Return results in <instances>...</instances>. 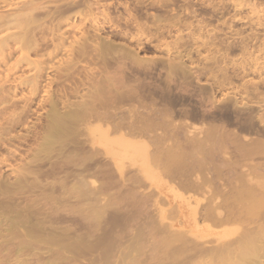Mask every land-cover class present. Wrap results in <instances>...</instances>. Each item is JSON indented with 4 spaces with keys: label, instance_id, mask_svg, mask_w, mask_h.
<instances>
[{
    "label": "rangeland",
    "instance_id": "obj_1",
    "mask_svg": "<svg viewBox=\"0 0 264 264\" xmlns=\"http://www.w3.org/2000/svg\"><path fill=\"white\" fill-rule=\"evenodd\" d=\"M22 1L0 0V19H3L0 24L4 23L10 12H15L18 6L27 0ZM41 1L44 3L36 12H39V17H43V21L33 32L35 42L33 39L26 41L24 46L15 41L14 37L8 38L13 32H18L15 26L0 25V41L6 37L8 40L4 44L0 42V264H89V261H92L88 259L89 250L99 252L104 247L99 246L101 239L98 245H90L89 241L94 240L90 239L89 234L96 231L100 234L99 231L105 232L106 228L105 234L109 229L113 231L112 235L111 231L109 232V236L113 237L115 249L110 248L109 252L111 254L115 250L117 253L114 254L113 251L109 257L104 248L107 256L104 257V251L100 254L96 252L92 264H106L108 257L112 261L111 263L108 258V264H118V257L126 252L129 255L131 250L128 264H171L169 261L165 263V260L173 258L176 264L181 262L179 258L184 260L182 264L195 263L198 257L190 260L193 255L190 250L194 253V245H191V241L183 242L188 239L190 226L184 227L176 208L177 202L172 200L171 194L166 190L168 186L179 190L183 188V193L188 194L192 190L184 192V189H187L190 182L183 180L184 174L183 178L182 175L176 177L170 173L165 176V170L158 166L160 156L154 157L155 151L163 148V152H167L166 148H169L173 141H182L183 144L177 145V148L168 149V153L172 155L167 161L173 160V156H178L180 163L173 164L171 170L173 169V173H176L175 169L179 170L177 173L184 171L189 179L198 173V168L201 170L203 167L202 164L197 167V162L192 161L195 156H200L196 152L202 153L205 150L204 156L209 159L205 161L202 157L201 160L196 158V161H208L209 166L206 163L204 170L214 169L215 172L212 171L215 178L208 177L219 184L218 187L215 182L210 183L216 186L209 184L208 187V183L204 184L202 188L208 187V192L213 189V192L219 190L223 193L220 188L228 186H225L226 183L222 179L227 178L229 183L233 182L241 174L243 162L252 163L253 173L264 176V0H73L74 6L65 13L55 12L56 5L60 4L58 0ZM49 11L52 14H43ZM31 41L33 45L30 44ZM134 70L139 72L135 77H138L140 83L137 78L124 83V76ZM125 84L131 85L128 91H132V87L138 94L143 90L147 91L143 92L145 96L142 93L145 106H152L161 111V114L158 112L159 117L155 118V122H163L164 127L156 125V132L160 131L158 128H162L163 131L158 133L164 134L159 140L156 134H150L156 132L148 119L144 120L141 114V111H147L145 107L139 108L138 117L142 116L145 121L142 123L143 120L140 119L141 125L149 124L147 130H153L145 132V139L147 138V143L152 141V149L149 147V152L151 150V157L157 159V163H154L150 157L152 166L158 173L159 170L163 171L160 173L164 187L160 188L159 185L148 182L135 172V166L132 165L126 164L123 171L117 173V169L110 163L114 170L103 171V166L107 168L108 165L105 161L107 157L101 154L103 152H100L97 146L84 141L83 137H80L83 141L78 144L66 138L63 142L42 146L43 127L49 120L52 109H97L113 114L116 119L121 118L122 113L126 112L121 110H126L129 104L122 107L116 91L126 90L128 86L125 87ZM137 93L133 94L134 98L141 96ZM129 98L131 97L124 98L121 102L131 103ZM169 121L203 126L200 136L204 139H209V136L210 143L205 140L196 148L192 143L188 144V139L186 146V140L181 137L184 134L182 128V132L177 129L182 134H172L171 126L163 125ZM170 133L175 139L169 136L171 141L167 139V143H164L163 139ZM245 133L249 136L246 143L241 142L244 140L240 138L241 134ZM238 135H241L239 139ZM213 138L216 139L212 140ZM220 138L223 145H220V142L218 145L217 140ZM241 143L246 144L241 148L244 153L239 149ZM94 148L99 149L101 155L95 154ZM222 148L229 154V161L233 162L229 163V166L227 160H222ZM190 150L195 153H190ZM163 152L162 154L166 155ZM179 153L182 155L181 159ZM210 159L212 161L209 162ZM184 161L185 165L182 163ZM226 161L227 163H224ZM29 162H33L36 173L22 175V168ZM163 162L161 161V164ZM164 165H167V162ZM209 167L210 170L207 169ZM171 170L167 169L168 172ZM202 171L198 174L205 183L203 175L206 171L204 174ZM217 171L223 174H219L220 178H226L219 179L217 176V180ZM89 173L91 177L88 179ZM123 174L127 175L128 182L141 183V187L137 183L135 188L133 185L124 184L123 187L121 183L127 179ZM209 174L207 172L206 175ZM119 176L122 182L119 181ZM208 177L206 181L210 180ZM174 178L176 183H173ZM176 179H181V183L178 184ZM182 181H187L186 188L181 187L185 185ZM119 183L122 187H119ZM89 185L92 190L97 186L101 193L97 195V189L92 193ZM145 187H148L147 190ZM230 187H233L232 184ZM150 189L160 195L155 196ZM122 190L127 192L122 193ZM227 190L229 189H225ZM231 190L232 188L230 193ZM219 191H216V194ZM198 192L195 194L198 195ZM205 192L203 190L202 193ZM91 193L95 198L91 197ZM205 194L204 200L201 197L203 194L198 195V218L201 212H205L202 210L207 206L206 201H210L209 198L214 196L212 192ZM120 199L122 205L119 204ZM116 201L119 205H116ZM133 201L138 203L132 204ZM144 202L145 204H142ZM224 202L226 213L233 211V205ZM101 203H105L106 209H100ZM108 205L114 207L112 213ZM159 207L165 208L166 218L168 212L170 215V218H165L162 222L158 220L160 225L157 222ZM92 208L98 209L97 216L102 214L103 218H95ZM246 213L245 215H248ZM171 216L175 218L171 219ZM249 216L247 218L241 215L244 221L241 220L240 224H245L242 228L250 226L252 219L255 222L263 221L251 218L250 214ZM249 218L252 221L245 222V219ZM199 220L201 221L202 217ZM166 221L169 225L163 226ZM200 221L199 223L203 224ZM137 225L142 227L143 232ZM145 228L150 231L145 237L150 244L144 239L143 234L148 231H144ZM164 229L167 233L173 230L174 234L176 229V233L178 229L179 233L183 231L182 240L177 241L176 238L173 244L174 237H171L170 244L173 242L170 245L166 242L169 233L164 234ZM89 230L91 231L88 232ZM156 231L163 233L164 238L156 237L162 236ZM93 234L91 238L95 239L98 235ZM134 235L132 241L135 243L131 241ZM151 237L155 240L152 241ZM207 239L208 245L213 246V239ZM177 242L181 247L187 246L188 249H181ZM104 244L110 247L105 241ZM113 246L111 244V247ZM176 246L182 250H179V254ZM130 247L131 250L128 251ZM132 248H137L140 254L135 256L138 253ZM165 248L171 252L176 250L178 255L181 253V257L178 258L176 253H172L173 257L169 258L171 253L168 255ZM185 258L189 261H185ZM259 264H264V260Z\"/></svg>",
    "mask_w": 264,
    "mask_h": 264
},
{
    "label": "bare ground",
    "instance_id": "obj_2",
    "mask_svg": "<svg viewBox=\"0 0 264 264\" xmlns=\"http://www.w3.org/2000/svg\"><path fill=\"white\" fill-rule=\"evenodd\" d=\"M58 2L60 4L59 5H56L55 12L56 11H61L62 13H65L68 10H70L71 7H73L74 4H75V1H73V0H58ZM43 3L44 2L41 1V0L40 1H38V0H27L22 5L18 6V9L15 12H10V15H11V13H12V15L11 16L8 15V16H10L12 18L6 16V18L4 19V23L3 24H0V25H3L5 27L6 26L10 27L9 25H13V26H15V28L18 29V32H16V33L13 32L14 34L9 35L8 38L12 36V37H14V40L15 41H17L19 43L21 42L22 45H24V46H25L24 42L26 43V41L29 42L32 39L34 40V38H33V32L42 25V21H43V17H39L40 14H39V12H36V10ZM4 13H7V12H4ZM50 13L51 12L49 11V12L43 13V14L48 15ZM7 14H9V12ZM2 20L3 19L1 18L0 21H2ZM6 39H7V37L4 40H2V42L0 41L1 44H4L5 41H8ZM35 41H36V39L33 42H35ZM33 42L31 41L30 44H32ZM135 71H138V70H134V71L128 72L124 76V78H125L124 83L128 82L132 78H135V79L137 78V81L140 83V81L138 80V77H135L136 73H139V72H135ZM130 86L131 85H126L125 86V87H127L126 90H120V89H118L116 91V95H118V98L117 99H118V102L122 104L121 106L123 107L124 104H129L128 105V108H126V110H121V111H126V112L125 113H122V116L119 119H116L113 114L103 113L101 111H98L97 109L64 110V111H58L56 109H52V112L49 115V120L47 121V123L43 127L44 128V132L42 134V138H43L42 146H44V147L51 146V145H54L56 143L63 142L66 138L72 139L77 144L84 140V141H86L88 143H91V145L97 146L100 149V152L101 151L103 152L101 154H103L105 157H107L105 159V161L107 162L108 165H106L107 168H104V166H103V169H102L103 171H106V169H107L106 172H109L108 169L114 170L112 168V165H114V167L117 169V173L118 172L120 173V172L123 171V169L125 168V165L126 164L127 165H132V166H135V172L137 171L138 174H140L148 182L155 183L156 185H159L160 188H161V187H164V185H163L164 184L163 183V179L161 177V173H163V171L162 170H159V173H158V171H156V169H154V166H152V162H151V158H152L151 157V150L149 152V147H150V149H152L151 148L152 141L149 140V142H151V143H147V140H146L147 138L145 139V132H150V131H153V130H155L154 132H156V130H157L156 129V125L157 124H158V126L161 125V127L164 128L162 126V123L163 122L162 123H156L155 122L156 121L155 118L159 117V115L161 114V111H158L157 109L153 108L152 106L151 107L145 106L146 105L145 104V101H144L145 98L143 99L142 93L143 92L145 93L147 91H144V90H143V92H140L139 91L141 94H138L137 92H135L136 89H134L133 87H132V91H130L131 89H129V91H128V88ZM147 86H145V87H147ZM142 88H143V86H141L140 89H142ZM136 93L138 95H141V96H138L139 98L137 97L138 99L137 98H134V95L133 94H136ZM146 94H148V93H146ZM144 96H145V94H144ZM127 97H131V98H129V100L131 101V103H128V101H126V103L121 102L122 99H124V98L127 99ZM137 103L140 106L137 105ZM140 107H145L146 108L147 111H141V114L145 118L144 120H147L148 119L147 121H149V124L151 123V125L153 127V130H147L148 127L150 126L149 124H142L141 125L140 119L143 120L142 119V116L141 117H138V114L140 113L139 112V108ZM158 112L160 114H158ZM153 118H154V120H153ZM144 120L142 121V123L145 122ZM152 121L155 124H153ZM163 125H165V127H166V125H170L171 128H172V130H171L172 131V134L179 133L178 130H181L180 128H182L183 129V132H182V130H181V132L184 133V134H183V136L181 135V137H183L184 140H186V144H185L186 146L188 144L192 143V145H194V147H196V148L198 147L199 148V146L205 140H208V141H206L207 143H210V141H211V139H210L209 136H208L209 139H204L203 136H200V134L203 131V126L197 125L195 123L177 124L175 122L169 121L168 123L163 124ZM170 126H168V128H170ZM162 128H158V129H160V131L162 132L163 131ZM174 129H176V131ZM160 131H158V132H160ZM158 132H156V133H150V134H156L155 136L159 140L160 137H164V134L163 133L161 134V133H158ZM157 135H158V137H157ZM202 135H204V134H202ZM241 135H240L241 137L238 135L237 138L240 137L242 140H244V141H241V142L246 143L247 140H248L247 138L249 136L246 133L245 134H241ZM169 136L174 138V136L171 135V133H170L169 135H166V137L163 139L164 140V143L165 142L167 143V141H166L167 139H169L171 141V139H170ZM80 137H83V140H81ZM185 137H186V139H185ZM205 138H207V135H206ZM188 139H189L190 142L187 144V140ZM214 139H216V138H213L212 140H214ZM217 141H218V145H219V142L221 143V138L218 139ZM177 143H179V141H175V142L173 141V143L169 145V148L170 147L171 148H173V147L177 148L176 147L177 145L183 144L182 141L179 144H177ZM149 144H150V146H149ZM223 144L224 143H221L220 145H223ZM245 146H246V144H242L241 143V147L239 148L241 151L240 150L239 151L242 152V149L241 148L242 147H245ZM169 148H166L167 152L164 151L166 153V155L165 154H162V152L164 150L163 148H162L163 150L160 149V148H158L159 150H156L155 151L156 154L154 153L155 154L154 157L160 156L158 158V160H160L159 161L160 162V165H158V166H161V169L163 168V170H165V172H164V175L165 176H166V173H170V175H175L176 177H178L179 175H182V178H183V174H184L185 176H184V179L183 180H187L188 182H190V183H188L189 185H188L187 189H184V192L187 191V190H192V191H189L188 194L183 193V191H182L183 188L181 190H179V189H177L175 187L168 186V187H166V190L171 194L172 200L177 202L176 208H177L179 214L181 215L182 223H183L184 227L187 226V225L190 226V229H188L189 235H187V238L188 239L187 240H184L183 242L187 243V241H191V245L193 244L194 246L193 245L192 246L195 247L194 253H193V251L190 250V252L193 254L191 256V258H190L191 261H193L192 260L193 257H198L197 258L198 260L195 263H193V264H214V263H218V264H259V263H261L264 260V176H262L261 174L260 175H255L253 173V171H252V169H253L252 168L253 167L252 163L247 164V162H245L246 164L243 162V165H241V169H242L241 170V174H239L234 179L233 182L230 181V183H229V181L227 180L226 177H222V178H226L225 180H227V182H225L224 179L220 178L219 177L220 172L217 171L216 172V178L218 176L219 179H222L223 182L226 183L225 186L226 187L228 186V188L223 187L224 186L223 182L221 183V185H222L223 188H220L223 191V193H220L219 190H216L217 192L219 191V193L216 194V191L214 190V192H213V189L210 188V189H212L211 192L214 193V196L212 195V198H209V196H207L210 199V201L209 200L206 201V199H205V201L208 202L209 204L206 203V205H207V206H205L206 209L205 208H204V210L201 209L202 211H205L204 213L201 212V215L199 214L202 217V220H201L202 222H201L199 220V218H201V217L200 216H199V218L197 217L198 216V213H199V211H198L199 210L198 209V205L200 203V198H199L198 195L203 194V196H201V197H203L202 199L204 200V194L208 192V191H206V189H208L209 184H210V186L215 185L213 183L214 182L216 183V181L213 180V178L211 179V178L208 177V176H213L215 178V174H213V171L215 172V170L214 169H212L213 171L210 170V167L207 168L210 171H207L206 169L204 170V168L207 167L206 166V163L209 166L208 161L207 162H204V163H201V161H196V158H198L199 160H201V159L204 158L205 161L209 159V158L208 159L205 158V156H204V151L205 150H203L202 153L196 152V154L198 153V154H200V156H198V155H197L198 157L195 156L194 160H192V161H194V163L197 162V165H196L197 167L198 166L201 167V165H199V164H202L203 167H201V170H203L202 171L203 174H204L205 171H206L205 172L206 174H207V172L210 173V174L212 172V175H210V174L209 175H206V174L203 175V177L205 176L204 177L205 178V183H203V180H201V177L198 174V173L201 172V170L199 168H198L199 171L197 170L198 173L193 174L194 175L193 178H189V179L187 178V177H189L188 174H186L184 171H182V173H180L181 172V170H180V172L177 173V171H179V170L175 169L176 170V173H173V171H172L173 169L171 170V168H173V164L174 165H177L179 161H178V156H173V160H171V161L169 160L170 162L167 161V159H171L170 158V155H172L171 153L170 154L168 153V149ZM202 148H200V149H202ZM212 148H214V147L212 146ZM212 148H209V150L212 149ZM99 149L98 150H97V148H94L93 149L94 152H95V154H99V152H98ZM214 149H216V148H214ZM237 149H238V147H237ZM209 150H207V151H209ZM222 150L221 151H222V153L224 155V159L222 157V160L223 161L227 160L228 163H227V161L224 162V163H227V166H229V163H231L230 162L231 160L229 161L230 156L225 151V149L222 148ZM153 151H154V149H153ZM158 151H160V152H158ZM193 151L194 150H190V153H195ZM184 152L186 154V151H184ZM219 153H220V151H219ZM242 153H244V152H242ZM101 154H99V155H101ZM167 154H169V155H167ZM181 154H182V151H181ZM179 155H180V153H179ZM181 156L182 155L179 156V159H181ZM210 158H212V157H210ZM107 160H109V161H107ZM152 160H153L154 163H157V159H155L156 160L155 161L152 158ZM161 161H164V162L161 164ZM210 161H212V159H210L209 162ZM166 162H167V165H164V163H166ZM216 162H218V161H216ZM110 163H112L111 166H110ZM182 163L185 165V161L182 162ZM187 163H189V162H187ZM212 163L213 162H211V165H212ZM236 163H238V162H236ZM241 163L242 162H240V164ZM169 164H170V166H169ZM189 166H190V164H189ZM231 166H234V165H231ZM89 167H88V169H89ZM91 167L93 168V166H91ZM214 167L217 168L216 165ZM255 167H256V165H255ZM35 168L36 167H34L33 162H29L28 164L24 165V167L22 168V172L21 173H22V175L28 174L29 172L30 173H33V172L36 173ZM127 168H129V166H127ZM233 168H231V169L233 170ZM167 169H170L172 172L171 171L168 172ZM191 169L192 168H190L189 171H191ZM257 169H259V168H257ZM229 170L230 169H228V171ZM110 172L112 173L111 170H110ZM114 172L115 171H113V173ZM228 173H230V171ZM234 173L235 172H233V174ZM236 173H239V172H236ZM90 174L91 173H89V175H88V179L91 177ZM123 176H126L127 179L125 178L126 180H124V183H121L122 182L121 181L122 178H120V176H119V181H121L120 183L122 185L123 184L125 186L126 185H128V186H132L133 185L132 187H134L135 183H137V182L132 181L133 184H131L132 182H128L127 175H124L123 174ZM175 176H173V177H175ZM167 177H169V175ZM206 177H208L210 180H213V181H210V180L206 181ZM175 178L173 179V183H176V182H174L175 181ZM218 178H217V180H218ZM131 180H133V179H131ZM169 180H171V177H169ZM135 181H137V180H135ZM176 181H179L178 184L181 183V179H176ZM91 182L93 183V181H91ZM186 182L185 181H182V183L185 184V185L183 186L181 184L182 185L181 187L186 188V186H187V183ZM210 182H213V183L211 184ZM120 183H119V187H122ZM125 183H127V184H125ZM129 183H130V185H129ZM207 183H208V187L206 185L207 188H205V187L202 188V186H204V184H207ZM139 184H141V183H139ZM139 184H138V186L141 187V185H139ZM231 184H232L233 187H230L229 188V186H231ZM124 185H123V187H125ZM216 185L218 187L219 184L216 183ZM215 186L213 188H215ZM91 187L92 186H90L89 188H91ZM132 187H130V188L133 189ZM147 188L145 187L146 190H147ZM231 188H232V190H231V193H230V189ZM92 189L93 188H91L90 190H92ZM96 189L98 190L97 186L95 187V190H92V193L94 191H96ZM152 189H150V190H152ZM225 189H229V190L225 191ZM90 190L88 191V193H90ZM130 190H128V191H130ZM198 190H199V192H201V191L203 192V190H204V192L205 191L206 192L205 193H202L201 192V194H200L198 192ZM122 191H123L122 193L127 192L126 190L125 191L122 190ZM193 191H195V193L198 192V195L195 194ZM228 191H229V193H227ZM154 192L155 191L152 190V193H154ZM211 192L209 190L208 193H211ZM92 193H91V195H92ZM100 193H101V190H98L97 195H99ZM133 193H135V192H133ZM192 193H194V194H192ZM154 194L156 196V194H158V193H154ZM207 194H205V195H207ZM135 195H137V194H135ZM158 195H160V194H158ZM195 195H197V197ZM152 196L154 197L153 194H152ZM91 197H93V195ZM133 197H135V196H133ZM93 198H95V197H93ZM162 200H163V198H162ZM224 201H226L228 203H231L230 205H233V208H232L233 211H230L229 208H228V210H229L230 213L229 212H227V213H229V215H227L226 209L224 208L225 207V204H224L225 202ZM105 203H101L102 205L100 206V209H104L105 208L104 207V204ZM108 203H106V204H108ZM128 203H130V201L127 202V204ZM137 203H138V201H137ZM137 203H134V201H133L132 204H135L136 205ZM151 203H153V202H150V204ZM117 204H118V202L116 203V205ZM119 204H121V199H120V203ZM142 204H145V202L142 203ZM155 204H159V203H155ZM201 204H202V206L204 205L203 203H201ZM146 205H147V203H146ZM94 208H92V211H93L92 214L95 213L94 216L96 218L97 213H98V209H94ZM109 208H111L110 211L112 213V208H114V207L113 206L112 207L109 206ZM109 208H108V213H109ZM140 208L139 209H136V212L135 213H137V211H139ZM169 209H170V211H172L171 208H169ZM95 210H96V212H94ZM154 211H155V209H154ZM245 212H247L248 215H245ZM242 214H243V217L244 216H247V218H248V217H250L249 216V214H250V215H252L251 218L254 217L257 220L259 218L260 220L262 219L263 221H261V222L260 221L259 222H255V220L252 219L253 220L252 221L251 218L245 219V222H248L249 223V220H251L252 223L251 222L249 223V225H250V226H248L249 228L248 227L242 228L243 226H245L244 222H242L240 224V221L241 220L244 221V218L243 217L241 218V215ZM100 216H102V214H100ZM100 216L98 214L97 218H99ZM129 217H131V214H130ZM172 217L173 216H171V219H174L175 218V216H174V218H172ZM102 218H103V216L100 217V219H102ZM123 218L127 219L126 217H123ZM132 218H134V217H132ZM158 218L159 219L156 218L157 219V222H158V220L161 221V222L163 220H165V218H166L165 217V208L159 207V209H158ZM168 218H170L169 212L167 214V218L166 219H168ZM120 220L121 219H119V221ZM199 221L201 223H203V224H200ZM166 222L163 223V226H164V224L169 225L168 222L167 223ZM122 223H123V221H122ZM126 223H127V220H126ZM142 223L145 224L144 221ZM169 223H171V222H169ZM255 223H258V224L256 226L252 227L251 224L254 225ZM123 224H125V223H123ZM151 224L153 225L154 223H151ZM158 224L160 225L161 223L158 222ZM114 227H116L115 224H114ZM138 227H141V226L139 225ZM153 227H155V226H153ZM106 229H105V232H106ZM135 230H136V228H135ZM145 230L147 231L148 229L145 228L144 231ZM157 230H158V228H157ZM176 230H175V234L173 233V230H172V232H168L169 233V236H168V238H167L168 240L166 242H169V244H170L169 238H171V237H174L173 238V241L176 238H177V241H178V239H180V241L182 240L181 238H182L183 234H181V233H183V231H180L181 233H179V229H178V232L176 233ZM90 231L91 230H89L88 232H90ZM141 231H142V227H141ZM169 231H171V230H169ZM96 232L94 234L93 233L89 234L90 235L89 236L90 239H93L94 240V242H91V240H90L89 241V244L90 245H94L92 243H96L98 245V243H99V241L101 239L102 241H100V242H102L103 244L100 243L99 246H101V247L104 246V247H103V249L101 251H99V252L96 251V252L100 254V252L104 251V253H105L104 257H106L107 255H106V251L104 249V248H106L107 254H109V257H110L111 254H112V252L115 251V250H113L111 252V254L109 252V249L110 248H114V246H113L114 244H113V241H112V238L113 237L112 236H109L110 234L112 235L113 231L109 229L108 232H107V234H105V232H103V231L100 230L99 233L101 235L100 234H97ZM102 232H103V234H102ZM109 232H110V234H109ZM149 232L150 231L148 230L145 234H143V235H145L144 236V239H145V237H147L146 234H149ZM163 232H164V234H165V232L167 233V231H165V229L163 230ZM156 233H160V232H157L156 231ZM168 233H167V235H168ZM92 234H93V236H95V234L98 235V236L95 237V239L98 238L99 240L97 239V241H95L94 238H91V235ZM104 234L106 236H104ZM102 235L105 237V239L107 237V240H105ZM161 235L162 236H156V237H158L160 239H163L164 238L163 233ZM134 237H135V235L133 237H131V241H132V238L134 239ZM140 237H137V238L140 239ZM209 237H211L213 239V241H214V245L213 246H209L208 245L209 244V240L207 238H209ZM110 238H111V240H110ZM139 239H138V241H139ZM142 239H143V236H142ZM103 240L105 241L106 244L109 243L108 246H110V247L105 246ZM151 240L153 241L155 239L151 237ZM128 241H129V239L127 240V242ZM145 241H146V243H149L148 242V239L147 240L145 239ZM162 241H164V240H162ZM132 242L135 243V241H132ZM172 242H171V244H172ZM175 242L176 241H174L173 244H175ZM143 243H145V242H143ZM111 244H112L113 247H111ZM152 245H153V243H152ZM125 246H127V245H125ZM179 246H180L181 249H185V248L188 249L187 246H183L184 248L181 247L180 244H179ZM88 247H90V246L88 245ZM94 247H97V246H94ZM142 247H143V245H142ZM176 248H177V252L179 254V252H180L179 250H181V249L178 248V246H176ZM132 249H134V248H132ZM129 250H131V247L128 248V251ZM165 250L168 251L166 248H165ZM90 251L93 254H91ZM131 251H129V255L127 254V252L124 253V254H121V256L118 257V264H128L129 263L128 257L131 255L130 254ZM175 251H173V252L168 251L167 254L170 255V253H171V255H172V253H173V255H175V253H176ZM96 252H94L92 250H89V255H88L89 258L88 259H92V261H93V256L95 254H97ZM134 252L135 253H138V254H135V256H137V255L140 254L139 251H137V248L134 249ZM113 253L116 254L117 252L115 251ZM90 254L92 255L91 256L92 258H90ZM178 254L176 253V256L177 257L178 256L181 257V253H180V255H178ZM171 255H170L169 258H172L173 257V255L172 256ZM184 255H186V254H184ZM104 257H103V259H104ZM108 258L107 259L105 258L107 260V262H108ZM132 258L134 259V257H132ZM166 258H168V257H166ZM186 258H185V261L188 260ZM129 260H132V259L129 258ZM172 260L171 259L165 260V263L167 261H169V262H171V264L172 263L173 264L174 263L176 264V261L174 260V258ZM92 261H91V263L89 261V264L94 263V261L93 262ZM109 261H111V258H109ZM157 261H162V260H157ZM179 261H181V262L183 261L184 262V260H180V258H179ZM107 262H105V263L108 264ZM181 262H178V263H181ZM111 263H112V261H111ZM111 263L109 262V264H111ZM154 263L157 264V262H154ZM188 263L189 262H186V264H188ZM102 264H104V263L102 262ZM133 264H138V263H135L134 262ZM160 264H161V262H160Z\"/></svg>",
    "mask_w": 264,
    "mask_h": 264
}]
</instances>
